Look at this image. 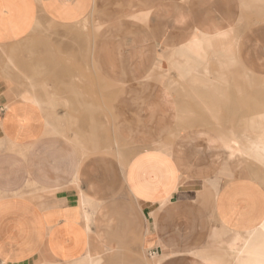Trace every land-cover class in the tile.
Segmentation results:
<instances>
[{
    "label": "crops",
    "instance_id": "1",
    "mask_svg": "<svg viewBox=\"0 0 264 264\" xmlns=\"http://www.w3.org/2000/svg\"><path fill=\"white\" fill-rule=\"evenodd\" d=\"M112 84L120 154L87 115ZM262 110L264 0H0V264H236L264 185L225 180V136ZM48 112L85 114L99 150Z\"/></svg>",
    "mask_w": 264,
    "mask_h": 264
},
{
    "label": "rangeland",
    "instance_id": "2",
    "mask_svg": "<svg viewBox=\"0 0 264 264\" xmlns=\"http://www.w3.org/2000/svg\"><path fill=\"white\" fill-rule=\"evenodd\" d=\"M112 4L116 5L117 2H112ZM118 8H119L118 6L113 7V9L115 10ZM117 13H119V11H116L113 14L117 15ZM89 83L91 84V82ZM99 84L103 85L105 83L102 82V80L95 78L93 85L98 86ZM115 89L116 87L114 86V84H112L111 87L108 86L105 89L103 88L101 90H97V94L95 96H90V97L87 96V98L90 99L91 101L95 100V102L100 104L99 107L97 108L98 112H95L94 114H87V115H89L88 122L95 124L96 127L100 126L103 129V131L106 133L108 138H110V150L113 153L120 154L121 147H124L125 149L127 145H126L125 140H124V144L123 145L121 144V140L118 134L119 128L115 124L114 119L112 120V125L110 126L109 121H108V112H107V109H108L107 106H108V103L111 97L110 94H113ZM257 89H259L258 86H257ZM61 106L65 109H68V106L66 105H61ZM259 113H264V110H262ZM259 113L257 114L259 115ZM47 115L50 121L47 135L52 138L56 136L63 138L65 142L64 147L77 153L80 156V158L84 157L87 153L91 151L99 150L97 142L95 143V146L93 145V138L91 137V131L88 132L87 130H85V131L78 132V130H73L71 128V123L72 122L77 123L79 118L85 114L75 113V112H65L64 119H62V117L58 119L59 115L60 116L62 115L61 113H58V112H48ZM115 115L120 116V114H115ZM255 123L256 124H255L254 132L253 130L249 129L250 137L245 136L246 134H248V129H247L248 122L245 123V128L242 126L240 127L239 129V133L241 134L240 145H247V141L253 138L252 136L254 135V133H256V130L259 128L261 124H263V122L259 119L255 121ZM231 137H232V134L225 136L226 142H227L226 148L228 151L229 159L233 157H238V160H233V161L228 160L226 162L225 169H224L225 180L231 179L236 176L237 177H247V178L257 180L258 182L264 185V167L256 163L254 160L248 158L246 154L240 153V151L238 150L239 145L234 144L235 141H238V140L235 138H231ZM242 140L244 141V143L242 142ZM39 144L40 142L37 143L35 146H33V149L39 150ZM89 144L91 145L89 146ZM7 150L11 152H17L21 155H23L24 152L29 151V149L18 148V147L16 148L8 147ZM49 163H52L55 166L58 165L57 171H58V174L61 176L59 177V180H58L60 181L59 184L61 185L68 184L70 186L72 182L71 181L72 170L70 166L69 167L66 166L67 162H64L63 164L61 161H52V162L49 161ZM68 163H71V162H68ZM43 190L45 191L46 189H43Z\"/></svg>",
    "mask_w": 264,
    "mask_h": 264
},
{
    "label": "bare ground",
    "instance_id": "3",
    "mask_svg": "<svg viewBox=\"0 0 264 264\" xmlns=\"http://www.w3.org/2000/svg\"><path fill=\"white\" fill-rule=\"evenodd\" d=\"M255 119L261 120L263 124L256 130L253 138L247 141V145H236H239L240 153L246 154L248 158L264 167V113L256 114ZM245 136L250 137V134ZM241 240L237 248L236 264H264V220Z\"/></svg>",
    "mask_w": 264,
    "mask_h": 264
}]
</instances>
